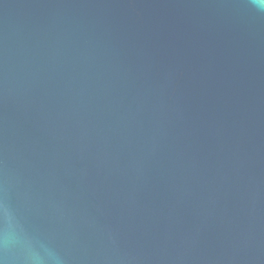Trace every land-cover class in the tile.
<instances>
[{"label":"water","instance_id":"water-1","mask_svg":"<svg viewBox=\"0 0 264 264\" xmlns=\"http://www.w3.org/2000/svg\"><path fill=\"white\" fill-rule=\"evenodd\" d=\"M0 264H264V0H0Z\"/></svg>","mask_w":264,"mask_h":264}]
</instances>
